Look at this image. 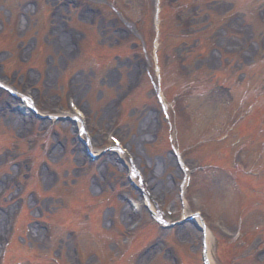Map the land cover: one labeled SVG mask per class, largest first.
<instances>
[{"label":"rangeland","instance_id":"374dc122","mask_svg":"<svg viewBox=\"0 0 264 264\" xmlns=\"http://www.w3.org/2000/svg\"><path fill=\"white\" fill-rule=\"evenodd\" d=\"M245 1L0 0V82L20 99L31 85L33 109L50 107L46 123L23 135L21 123L0 120V240L7 218L9 227L23 215L0 245L14 239L0 264H175L176 250L202 264L192 223L162 229L146 206L129 234L123 197L143 196L126 155L169 223L202 212L212 264H264V62L245 72L264 58V0ZM65 30L70 53L60 54ZM71 88L86 113V146L68 121ZM0 91L3 102L16 101ZM111 134L122 159L102 157L116 152ZM38 144L37 158L26 154ZM186 171L193 185L183 191Z\"/></svg>","mask_w":264,"mask_h":264},{"label":"bare ground","instance_id":"6f19581e","mask_svg":"<svg viewBox=\"0 0 264 264\" xmlns=\"http://www.w3.org/2000/svg\"><path fill=\"white\" fill-rule=\"evenodd\" d=\"M26 8V7H25ZM26 11H27V8H26ZM86 14V13H85ZM68 39H69V36L67 37V34L64 32V35L63 34H61V38H60V41L57 43V45H56V50H58L59 51V53L60 54H66V52L67 53H70L69 51H70V49H69V44H67L68 43ZM69 49V50H68ZM2 102V104H0V118L2 117V116H6V117H8V120H6V123L8 124V125H11V126H16L18 123H21V118L20 117H18L15 113H11L10 111H9V109H8V107H7V105L9 104V102H3V101H1ZM11 103H12V105L14 104V103H16V102H12V101H10ZM50 107L49 106H40V110L39 111H43V110H47V109H49ZM143 134V133H142ZM142 134H140V136L142 135ZM139 136V137H140ZM138 137V138H139ZM75 151H77V150H75ZM109 157V156H108ZM110 158H113L111 155H110ZM122 216H123V218H124V220H126L127 218H131L132 217V215H131V212H130V210H125L124 208H123V212H122ZM211 243H212V241H211V236L209 235L208 237H207V244H208V246H209V256L211 257V254H210V245H211Z\"/></svg>","mask_w":264,"mask_h":264},{"label":"snow or ice","instance_id":"6c2138e0","mask_svg":"<svg viewBox=\"0 0 264 264\" xmlns=\"http://www.w3.org/2000/svg\"><path fill=\"white\" fill-rule=\"evenodd\" d=\"M0 87H3V85H0Z\"/></svg>","mask_w":264,"mask_h":264}]
</instances>
